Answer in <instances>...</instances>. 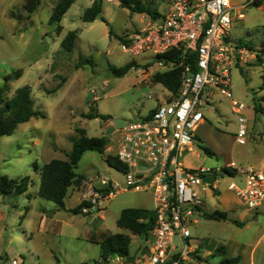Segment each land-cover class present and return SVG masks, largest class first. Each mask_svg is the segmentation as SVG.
<instances>
[{
  "label": "rangeland",
  "instance_id": "obj_1",
  "mask_svg": "<svg viewBox=\"0 0 264 264\" xmlns=\"http://www.w3.org/2000/svg\"><path fill=\"white\" fill-rule=\"evenodd\" d=\"M58 1L41 0L37 9L28 14L22 8V0H0V88L5 76L20 70L21 77L8 84L4 97L10 99L17 89L27 85L33 108L44 114V118L18 125L11 136L0 137V175L12 179L29 176L27 188L31 195L30 200L13 193L0 195V211L4 216L0 223V264H11L13 258L22 264H94L99 260L98 244L103 239L102 234L128 236L131 256H137L147 244L143 238L118 228L116 220L126 208L152 209V197L148 192H119L101 204L103 211L88 215L70 212L81 195L76 190L71 189L69 192L73 195L66 196L65 210L34 194L39 186L34 165L41 167L51 159L65 160L71 150V138L77 137V128L83 129L88 137L106 136V127L114 121L126 124L138 121L168 96L162 85L145 82L134 71L139 67L136 65L138 58L124 53L118 40V37L144 28L150 16L122 9L118 0H101L102 16L107 25L99 19L84 23L81 16L94 0H76L62 18V30L58 34L55 25L49 23ZM145 1L159 16L166 13L167 4L163 0ZM109 29L112 30L111 37L108 36ZM73 31L78 39L70 52H64L60 43L68 32ZM230 36L235 43L246 42L254 47L264 42V4L248 8L245 19L231 28ZM80 57H90L93 65L76 69ZM130 62L136 63L122 78L114 77L108 70L109 66L121 68ZM139 68L148 72L146 67ZM261 81L258 68L231 71L233 99L246 106L248 132L256 134L257 140L247 139L246 146L235 143V118L228 100L218 97L213 110L219 116L205 110V125L198 126L195 131L200 141L196 148L199 157L184 154L180 159L183 163L192 160L194 167H215L233 160L241 167L248 166L244 162V148L256 147L260 144L259 135H264V116L253 111V100L257 102L264 97ZM57 86L61 87L55 93L45 92ZM90 114L98 115V118L88 119ZM101 117L107 119L101 120ZM119 136L118 130L106 136L107 147L113 151H107V154L88 151L82 155L75 172L87 183L96 184L97 177L104 176L124 186L122 174L105 161L106 155L112 156L117 150ZM203 148L213 155H206ZM231 181L224 177L218 186L223 189ZM85 190L83 183L79 192ZM24 207H28L26 213ZM42 211H45L47 221L38 229ZM257 216L255 220H245L242 227L221 225L212 233L208 230L209 234L206 228L201 230L198 235L207 237L206 245L202 246L203 255L211 251L216 241H221L223 244L217 245H224V248L233 243L247 247L256 245L258 238L264 235V215ZM9 237L13 238L10 245ZM176 242L177 239L175 246ZM8 247L13 249L12 253L8 254ZM256 247L258 257L264 259V238ZM222 259L223 256L215 254L208 257V262L216 264Z\"/></svg>",
  "mask_w": 264,
  "mask_h": 264
},
{
  "label": "built area",
  "instance_id": "obj_2",
  "mask_svg": "<svg viewBox=\"0 0 264 264\" xmlns=\"http://www.w3.org/2000/svg\"><path fill=\"white\" fill-rule=\"evenodd\" d=\"M163 1L166 13L150 17L144 28L124 36L120 48L138 58L137 66L147 68V73L139 67L134 70L145 82L181 69L177 93L163 87L168 96L149 114L117 129L119 143L113 156L123 165L124 171L119 172L125 184L104 176L97 177L96 184L86 182L89 206L82 209L84 214L101 211V204L119 192H148L155 226L133 261L113 255L106 264H180L188 246L185 243L178 255L171 257L174 238L189 239V225L203 214L204 196L217 191L224 177L232 180L227 188L247 210L254 216L264 215V171L235 162L215 167H183L179 163L183 152L193 153L200 145L195 131L205 123L204 111L219 116L213 110L218 97L228 100L235 118V143H247L246 106L233 99L231 71L258 68L264 82V42L255 47L235 43L230 30L245 19L248 8L259 7L261 0ZM257 102L262 108L259 114L264 116V97ZM204 178L215 180L209 184Z\"/></svg>",
  "mask_w": 264,
  "mask_h": 264
},
{
  "label": "trees",
  "instance_id": "obj_3",
  "mask_svg": "<svg viewBox=\"0 0 264 264\" xmlns=\"http://www.w3.org/2000/svg\"><path fill=\"white\" fill-rule=\"evenodd\" d=\"M76 0H59L53 10L49 20L51 25H55L56 31L59 34L62 30L60 22L68 9ZM119 6L135 14H146L151 18H156L159 14L149 8L145 0H118ZM41 0H22V8L28 13L32 14L40 5ZM259 6V5H258ZM100 20L107 25V21L102 16L101 0H94L91 6L84 10L81 20L84 23H92ZM108 36H112V30L109 29ZM78 39L76 31L68 32L60 43L61 50L70 52ZM118 40L123 41L122 37ZM247 46L250 44L247 43ZM85 65H93L90 57H80L76 69ZM134 63L130 62L121 68H114L109 66L108 70L116 78H122L132 68ZM181 69L157 74L155 77L156 83L162 85L164 88L170 90L173 94L177 93L179 87V78ZM22 75L20 70L11 72L4 77L3 86L0 88V137L11 136L18 125L27 123L31 119L44 118V114L33 108V101L31 98V90L29 86H23L17 89L10 99L4 97V93L8 91V84L19 79ZM61 86L55 87L51 91H46L47 94L55 93ZM261 89H264V82L261 83ZM255 113H260L262 108L253 100ZM88 119H96L98 115L90 114ZM107 117H101V120H106ZM77 137L71 138V150L66 155L65 160L53 159L41 167L34 165L35 171L39 173V187L37 197L47 202L53 203L58 209L65 210L64 200L68 194L69 189L79 191L83 188L84 177L78 175L75 170L85 152L91 151L99 154H104L107 146V137H88L83 129L77 128L75 130ZM203 152L210 156V150L203 148ZM105 161L108 166L117 171H124L123 165L117 160L115 156L106 155ZM29 183V178L21 179L8 178L5 175H0V195L7 196L11 193L15 195L23 194ZM89 204L85 201L80 202L70 212L74 215L83 214L82 209L88 207ZM27 211V208H24ZM85 215V214H84ZM202 216L207 220L225 222L230 221L237 227H242L244 223L235 220H229L226 213L213 212L203 213ZM116 226L120 229L127 230L132 235L138 236L147 240L150 237V232L155 226V214L153 210L141 208H126L123 209L116 220ZM131 239L122 234L105 235L99 242V260L94 264H106L107 260L113 255H120L129 261H133L135 256H131L128 252ZM217 253H222V249H217ZM239 258L223 257L219 264H238Z\"/></svg>",
  "mask_w": 264,
  "mask_h": 264
},
{
  "label": "crops",
  "instance_id": "obj_4",
  "mask_svg": "<svg viewBox=\"0 0 264 264\" xmlns=\"http://www.w3.org/2000/svg\"><path fill=\"white\" fill-rule=\"evenodd\" d=\"M262 4H264V0H261V3L259 5V7L262 6ZM143 80H144V78H143ZM152 82L156 83L155 80L154 81L152 80L150 83H152ZM151 111H149L148 114ZM202 125H205V123L202 124ZM108 127L109 126H107L106 128H108ZM259 137H260V144H257L256 147H253V148L252 147H249V148L245 147L244 148V154L246 156V159L244 160V162L248 166L257 167V169H259L261 171H264V135H259ZM248 139L256 141L257 140V135L250 131V132H248ZM246 144L244 146H246ZM107 151L111 152L113 150H109V148L106 146L105 154H107ZM184 154H186V153L183 152L180 155L179 163L183 167H194L193 164H192L193 163L192 160H189L187 163H183V161L180 160L181 158H183ZM190 154H192V156H194L196 158L199 157V155L196 153V151H194L193 153H190ZM212 155H213V153H212ZM51 160H53V159H51ZM204 161L205 160H203V162ZM230 162H234V161L232 160ZM229 163H227V164H229ZM227 164H223L221 166H226ZM236 164H238V163H236ZM238 165H240V164H238ZM38 167H40V166H38ZM197 167H201V166H197ZM37 174H38V177H39V173L38 172H37ZM25 177H29V176H25ZM83 183H86V181L84 180ZM217 187H218L217 191L209 192L208 194H206L204 196L203 213H213L215 211L221 212V213H226L229 220H235V221L240 222V223H243L245 220H255L258 217V216H254L249 210H247L246 207L241 203V201L238 198H236L235 195L230 190H228L227 187H225L223 189H220L219 186H217ZM70 190L71 189L68 190V194H70V192H69ZM37 191H38V189L35 190V193H34L35 196H37L36 195ZM79 191L76 192V193H80L81 194L80 197H79L77 205L80 202L86 201L88 199V197L86 195L87 194V187H86L85 192H79ZM28 192L29 191H28V188H27L26 191L23 194L18 195V196H23L27 200H30L31 195ZM70 195H73V194H70ZM208 199H210V201H212V202H209ZM24 208H27V211H28V207H24ZM152 209H149V210H152ZM101 211H103V209ZM42 212H43L42 213L43 216H41V218H40L38 229L39 228L40 229L43 228L45 223H46V221H47L46 220L47 218L44 217V216H46L44 214L45 211H42ZM88 214H90V213H88ZM88 214H85V215H88ZM3 220H4V216H3L2 212L0 211V223ZM221 225H234V224H232L230 221L219 222V221L207 220L201 215L200 217L197 218L195 223H192L190 225V228H189L190 237H189L188 240L185 241V240H182L180 238H174L172 246H171V249H170V256L174 257L175 255H178L179 251L181 250L179 248V246H182V248H183V245L186 243L187 246H188L187 255H186V258L181 262L182 264H210L208 262V257H212L215 254H218V255L223 256V257H225V256L226 257H231V258L238 257L239 258L238 264H264V259H261L257 255V247H256L257 243L260 240H262V238H264V235H262V236H260L258 238L256 245H254L253 247H247L248 245L245 246V245H242V244L233 243V244L227 245V247L224 248V245L223 246L217 245V244H223V243H221V241H216L214 243V247H212L211 251H208L206 256L203 255V253L201 252L202 251V246L206 245L207 237L199 236L198 233L201 230H204L205 228L207 229V231L209 230L212 233L213 229H217ZM235 227H237V226H235ZM191 228H192V230H191ZM191 231H193V233H194L193 235L191 234ZM209 231H208L207 234H209ZM101 236L103 238L105 235L102 234ZM175 239L178 240V242H176V244H177L176 246H175ZM12 242H13V238L9 237L8 244L10 245ZM0 243H1V237H0ZM143 248L141 249L139 254L143 251ZM219 248L222 249V252H223L222 254L223 255H221V253H217V249H219ZM7 249H8V254L13 252V249L11 247H8ZM139 254L137 256H135V257H138ZM12 261H17V262L21 263L20 260H17V259H14V258L11 260V263H12ZM219 263H216V264H219Z\"/></svg>",
  "mask_w": 264,
  "mask_h": 264
},
{
  "label": "water",
  "instance_id": "obj_5",
  "mask_svg": "<svg viewBox=\"0 0 264 264\" xmlns=\"http://www.w3.org/2000/svg\"><path fill=\"white\" fill-rule=\"evenodd\" d=\"M105 122V121H104ZM125 125L124 121H114L113 125L109 126L106 130L105 135L109 136L112 134L115 130L123 128ZM215 178H204V182L212 184L214 182Z\"/></svg>",
  "mask_w": 264,
  "mask_h": 264
}]
</instances>
